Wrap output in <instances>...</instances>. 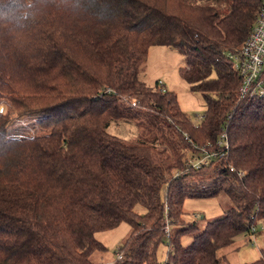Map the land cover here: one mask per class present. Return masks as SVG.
<instances>
[{"label": "trees", "instance_id": "trees-1", "mask_svg": "<svg viewBox=\"0 0 264 264\" xmlns=\"http://www.w3.org/2000/svg\"><path fill=\"white\" fill-rule=\"evenodd\" d=\"M263 3L0 0V100L45 132L12 134L0 111V264H96V234L122 223L117 264H159L165 243L166 264H231L221 251L264 225V99L240 98L230 59ZM154 46L183 56L199 123L141 80ZM224 128L229 154L192 165ZM220 193L224 215L183 220L188 198ZM247 264H264V250Z\"/></svg>", "mask_w": 264, "mask_h": 264}, {"label": "rangeland", "instance_id": "rangeland-1", "mask_svg": "<svg viewBox=\"0 0 264 264\" xmlns=\"http://www.w3.org/2000/svg\"><path fill=\"white\" fill-rule=\"evenodd\" d=\"M185 65V60L176 50L154 46L150 49L147 62L142 66L140 78L147 85L154 87L158 82H162L165 88L176 93L182 110L195 124L200 122L204 115L205 104L202 95L190 90L189 85L181 78L180 68ZM0 111L9 112L12 116V124L9 131L17 136H33L43 134L38 127L39 117L29 116L18 118L14 114L12 107L5 101L0 100ZM231 201L227 195L220 193L211 197H190L184 206L183 220L186 223L197 222L203 227L207 222L221 217L230 208ZM137 212L143 214L145 210L138 206ZM200 214L198 218L197 215ZM131 227L128 223H122L118 227L98 232L97 239L105 247L104 251H95L91 255V260L96 264H117L118 246L129 236ZM192 241V236H184L182 244L188 245ZM238 246V250L233 251ZM264 250V225L257 224L256 236L240 235L236 238L233 247L224 249L221 254L231 264H247L259 260L260 252ZM168 247L162 244L158 251L159 264H166Z\"/></svg>", "mask_w": 264, "mask_h": 264}, {"label": "built area", "instance_id": "built-area-1", "mask_svg": "<svg viewBox=\"0 0 264 264\" xmlns=\"http://www.w3.org/2000/svg\"><path fill=\"white\" fill-rule=\"evenodd\" d=\"M233 68L240 78L239 94L241 99H264V3L260 9L255 25L237 53L230 54ZM159 84L163 85L162 82ZM202 116L200 119H203ZM229 141L226 129H222L216 145L201 147L200 158L191 161L196 168L213 159L224 158L229 154ZM233 170V169H232ZM200 217V214L197 215ZM256 227L252 226L251 234L255 236ZM167 234L169 232L167 231ZM118 260L123 257L118 255Z\"/></svg>", "mask_w": 264, "mask_h": 264}]
</instances>
